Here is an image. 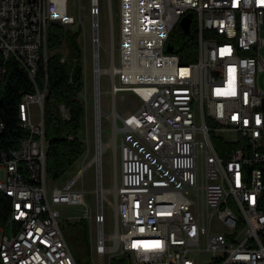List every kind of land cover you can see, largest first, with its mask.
<instances>
[{
  "label": "built area",
  "instance_id": "obj_1",
  "mask_svg": "<svg viewBox=\"0 0 264 264\" xmlns=\"http://www.w3.org/2000/svg\"><path fill=\"white\" fill-rule=\"evenodd\" d=\"M68 1L0 0V60L14 59L33 87L19 103L20 126L28 133L18 147L2 144L6 123L0 117V195L10 199L0 226V264H79L62 227V207L87 205L85 191L75 189L82 172L49 189L47 74L42 87L37 83L47 63L49 26L76 23ZM110 9L114 24L112 0ZM89 13L92 163L102 189L110 190L102 181L108 147L117 169L114 201L98 189L93 264L94 256L104 262L108 254L109 260L128 255L131 264H264V0H118V46L114 55L109 51L107 68L101 63L100 0H90ZM183 17L196 27L192 62L167 50ZM6 71L0 62V86ZM105 73L111 113L101 104ZM126 91L140 102L129 116L116 107V96ZM59 107L68 118L66 107ZM103 117L112 125L108 142ZM211 134L221 139L220 152ZM107 206L114 212L111 233ZM84 216L91 217L90 209Z\"/></svg>",
  "mask_w": 264,
  "mask_h": 264
},
{
  "label": "trees",
  "instance_id": "obj_2",
  "mask_svg": "<svg viewBox=\"0 0 264 264\" xmlns=\"http://www.w3.org/2000/svg\"><path fill=\"white\" fill-rule=\"evenodd\" d=\"M184 38L174 52L184 62L197 60V33L195 24H191L190 33H185L180 26L174 30ZM79 31H70L64 26L53 23L48 30L47 63L38 74L37 83L44 85L48 77V90L44 102L45 135L48 141L46 172L49 180L60 179L86 150L85 142L78 137L83 125L84 106L79 96L84 87V66L82 48L78 42ZM172 34V36H174ZM68 44L69 52L64 55L60 47ZM62 57H65L62 60ZM7 71L0 86V117L6 123L2 138L4 146L18 147L20 139L27 135V130L20 126L19 103L24 92L32 91L26 72L12 58L0 60ZM63 104L68 111V118L60 110ZM209 123V122H208ZM214 147L220 152L222 141L211 134ZM10 212V199L0 195V226H3ZM62 227L66 239L79 264H91V242L87 225L83 218L76 222L63 219ZM109 264H131L128 255L111 257Z\"/></svg>",
  "mask_w": 264,
  "mask_h": 264
},
{
  "label": "rangeland",
  "instance_id": "obj_3",
  "mask_svg": "<svg viewBox=\"0 0 264 264\" xmlns=\"http://www.w3.org/2000/svg\"><path fill=\"white\" fill-rule=\"evenodd\" d=\"M113 4V21L111 20L110 0H100V15H99V35L101 40V63L103 68H107L110 65V54L114 55L116 47L118 46V0H112ZM90 0H69L68 8L70 14L75 18L76 23L65 27L72 31H79L78 42L82 48V61L84 66V87L79 96L84 106L83 125L78 137L82 139L86 144V150L82 156L72 165V167L58 180L49 181V189L54 186H62L67 181L82 175L79 177L75 184V189L85 191V200L87 205H68L62 207V215L64 219L70 222H76L83 218L87 225L89 236H91V229L93 230V236L95 235V222L92 215L96 211V201L98 197V189L101 186L98 185L97 168L95 163H92L94 155L96 153L95 145V125H94V96H95V79L93 72V45L91 38L93 36L92 18L89 13ZM193 19L196 17L192 12L187 14ZM115 31V37L112 36V31ZM175 32L173 31L172 34ZM172 43L175 48L178 47L184 40L179 34H174L171 37ZM114 43V44H113ZM64 55L69 52L68 44L65 42L60 47ZM261 53L264 56V48L261 49ZM118 59V57H117ZM101 85V104L103 108L111 113L113 111V96L110 93L111 80L110 75L105 73L100 77ZM264 88V86H263ZM139 98L132 92L126 91L124 97L119 93L116 96V107L120 114L129 116L135 113L139 107ZM35 118H37L36 111ZM120 124V122H119ZM102 136L105 142H108L112 137V125L111 122L103 117L102 119ZM225 136L231 137L232 135L225 132ZM84 170V171H83ZM117 169L115 155L112 147L106 148L102 153V181L103 186L107 190V195L111 201L115 199L114 184L116 180ZM90 209L91 217L84 216V211ZM106 213V232L111 233L114 229V212L107 206ZM5 229V234H10L9 228ZM93 264V262L91 263ZM94 264H109V254L104 262H100L97 256H94Z\"/></svg>",
  "mask_w": 264,
  "mask_h": 264
},
{
  "label": "water",
  "instance_id": "obj_4",
  "mask_svg": "<svg viewBox=\"0 0 264 264\" xmlns=\"http://www.w3.org/2000/svg\"><path fill=\"white\" fill-rule=\"evenodd\" d=\"M190 23H191V20L188 17H183L181 19L180 25H181V27L185 33H190V31H191V24ZM167 50L173 51L174 45L173 44L168 45Z\"/></svg>",
  "mask_w": 264,
  "mask_h": 264
},
{
  "label": "bare ground",
  "instance_id": "obj_5",
  "mask_svg": "<svg viewBox=\"0 0 264 264\" xmlns=\"http://www.w3.org/2000/svg\"><path fill=\"white\" fill-rule=\"evenodd\" d=\"M106 190L105 189H102L101 187H99V193L102 194V193H105Z\"/></svg>",
  "mask_w": 264,
  "mask_h": 264
}]
</instances>
